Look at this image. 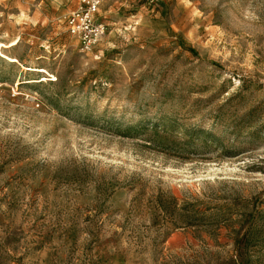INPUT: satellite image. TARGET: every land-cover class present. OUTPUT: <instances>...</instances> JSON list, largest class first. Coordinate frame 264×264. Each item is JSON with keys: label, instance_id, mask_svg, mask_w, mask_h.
I'll list each match as a JSON object with an SVG mask.
<instances>
[{"label": "rangeland", "instance_id": "1", "mask_svg": "<svg viewBox=\"0 0 264 264\" xmlns=\"http://www.w3.org/2000/svg\"><path fill=\"white\" fill-rule=\"evenodd\" d=\"M0 0V264H264V0Z\"/></svg>", "mask_w": 264, "mask_h": 264}, {"label": "built area", "instance_id": "2", "mask_svg": "<svg viewBox=\"0 0 264 264\" xmlns=\"http://www.w3.org/2000/svg\"><path fill=\"white\" fill-rule=\"evenodd\" d=\"M103 0H80V6L66 17L68 33L79 41L80 50L93 52L106 35L108 24L100 19Z\"/></svg>", "mask_w": 264, "mask_h": 264}]
</instances>
